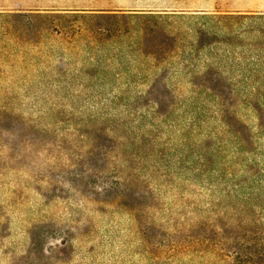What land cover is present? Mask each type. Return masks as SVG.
I'll return each mask as SVG.
<instances>
[{"label": "rangeland", "instance_id": "374dc122", "mask_svg": "<svg viewBox=\"0 0 264 264\" xmlns=\"http://www.w3.org/2000/svg\"><path fill=\"white\" fill-rule=\"evenodd\" d=\"M0 264H264V0H0Z\"/></svg>", "mask_w": 264, "mask_h": 264}, {"label": "crops", "instance_id": "0c3cea01", "mask_svg": "<svg viewBox=\"0 0 264 264\" xmlns=\"http://www.w3.org/2000/svg\"><path fill=\"white\" fill-rule=\"evenodd\" d=\"M65 11V12H95V11H105L99 8H91L87 6H70V7H55L51 6V8H35L37 11Z\"/></svg>", "mask_w": 264, "mask_h": 264}]
</instances>
